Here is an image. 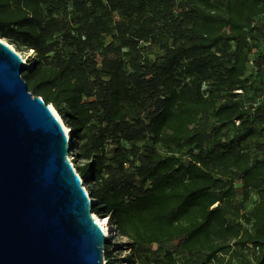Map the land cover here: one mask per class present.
<instances>
[{"label":"trees","instance_id":"obj_1","mask_svg":"<svg viewBox=\"0 0 264 264\" xmlns=\"http://www.w3.org/2000/svg\"><path fill=\"white\" fill-rule=\"evenodd\" d=\"M263 15L264 0H0V38L32 50L21 78L70 128L93 212L134 261L264 264V145L241 146L264 126V89L244 92L249 65L264 80ZM251 192L240 215L230 201Z\"/></svg>","mask_w":264,"mask_h":264},{"label":"water","instance_id":"obj_2","mask_svg":"<svg viewBox=\"0 0 264 264\" xmlns=\"http://www.w3.org/2000/svg\"><path fill=\"white\" fill-rule=\"evenodd\" d=\"M0 38V264H103L104 232L52 106Z\"/></svg>","mask_w":264,"mask_h":264},{"label":"rangeland","instance_id":"obj_3","mask_svg":"<svg viewBox=\"0 0 264 264\" xmlns=\"http://www.w3.org/2000/svg\"><path fill=\"white\" fill-rule=\"evenodd\" d=\"M179 1V0H178ZM255 27L257 29L255 36L256 40H252L250 42L251 45V51L249 54V58L251 61H254L259 55H261L264 52V15L260 16L255 20ZM166 38V36H164ZM161 38L155 37L153 39H150L146 42H144L143 52L144 55L148 59H156L160 57L163 54L162 51V44H161ZM13 47V46H11ZM13 49L17 52V54L20 57H23V59L29 63V61L34 57L33 53L30 51L25 50H16L14 47ZM248 81L245 85V93L248 98H253L257 96V93L262 88L264 89V80L262 77V74H259L257 76H254V72L252 71L250 65L248 67L247 76ZM208 84L203 85V88H207ZM63 121V120H62ZM64 122V121H63ZM224 134H226L227 141L235 140L237 137V129L235 126H232L231 124L226 125L221 129ZM264 145V126L261 127H255L254 128V135L247 138L245 141L241 143V146L245 148L250 154L252 155H262L263 152L261 146ZM69 147L71 149L70 153L68 154L69 158L71 159V163L75 167H81L83 164H86L85 161L80 160L79 156L77 155L78 149H77V141L72 140L70 138L69 141ZM264 149V147H263ZM189 148L187 146L183 147L180 151H178L179 154H185L188 152ZM81 182L83 183V186L87 188V193L89 194L90 189L93 187V183H88L89 181H83L81 179ZM90 199V198H89ZM257 201V195L255 192H251L250 198L246 202H242L241 198H235L230 201V204L235 207L238 212H240V215H247L250 213L254 203ZM98 210V208H96ZM93 211L92 214L93 215ZM98 215L99 213H95ZM244 219L241 218L240 222H243ZM110 228L113 232V238L110 240H107V242H111L112 244H105L104 247V253H103V264H140L139 262H136L133 260V255L131 250H129V239L127 237L119 236L116 234L114 230V226L110 222ZM105 251L110 253V259H107L105 257Z\"/></svg>","mask_w":264,"mask_h":264},{"label":"bare ground","instance_id":"obj_4","mask_svg":"<svg viewBox=\"0 0 264 264\" xmlns=\"http://www.w3.org/2000/svg\"><path fill=\"white\" fill-rule=\"evenodd\" d=\"M30 52L33 53L32 50H30ZM21 59L24 61L25 64H27V62L23 59V57H21ZM54 113H55V116L57 117L58 121L60 122V124L63 127H65V130H64L65 135H66L67 139L70 141V138H71L70 128L65 125V123L62 121V119L58 116V114L56 112H54ZM89 202H90V204H94V203H96V200L93 198H90ZM93 219L100 226V228L104 232L107 240H110L111 238H113L114 235H113V232L111 231L112 229L110 228V218L108 216L99 217L98 215L93 213Z\"/></svg>","mask_w":264,"mask_h":264},{"label":"built area","instance_id":"obj_5","mask_svg":"<svg viewBox=\"0 0 264 264\" xmlns=\"http://www.w3.org/2000/svg\"><path fill=\"white\" fill-rule=\"evenodd\" d=\"M236 93H241V91H236ZM236 124H238V122H236ZM68 157V160L71 162V159L69 158V156H67ZM84 189L86 190V188L84 187ZM86 192H87V190H86ZM88 194V193H87ZM89 201H90V199H89Z\"/></svg>","mask_w":264,"mask_h":264}]
</instances>
